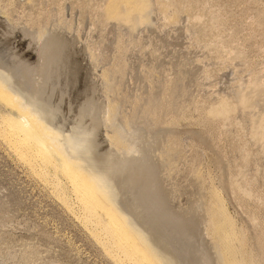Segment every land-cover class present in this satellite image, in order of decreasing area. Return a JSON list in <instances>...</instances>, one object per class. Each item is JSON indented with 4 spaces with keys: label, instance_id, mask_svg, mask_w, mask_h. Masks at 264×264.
I'll list each match as a JSON object with an SVG mask.
<instances>
[{
    "label": "rangeland",
    "instance_id": "1",
    "mask_svg": "<svg viewBox=\"0 0 264 264\" xmlns=\"http://www.w3.org/2000/svg\"><path fill=\"white\" fill-rule=\"evenodd\" d=\"M109 1L0 0V68L17 81L28 73L30 88L41 68V43L53 41L42 67L47 78L45 103L58 109L52 124L68 132L82 108L88 116L90 105H100L96 120L86 117L80 125L97 127V156L111 151L101 123L107 104L116 109L112 125L124 130V118L129 119L133 134L147 137L154 133L149 120L143 119L145 107L174 91V108L162 112L174 113L170 128L181 144L168 165L171 169L166 166L159 172L164 175L162 185L166 187V179L172 193L169 205L177 218L170 221L151 213L159 225L154 224V231L162 240L176 242L181 264H187L189 255H184L193 247H185L189 241L198 243V217L192 209L215 190L235 227L246 233L245 248L261 260L256 241L264 231V207L259 203L264 197V143L256 154L244 111L261 123L264 134V0H180L185 11L175 22H167L157 1L150 0V23L135 29L131 22L106 13ZM194 15L201 20H194ZM210 16L221 18L219 25L211 26ZM38 22L42 28H37ZM6 107L0 103L3 117L11 112ZM211 108L217 112L211 115ZM11 148L0 132V264H120L102 247L95 227L81 221L77 196L63 170L57 164L55 170L52 165L38 167L42 164L37 162L34 171ZM124 190L127 208L135 210V190ZM141 213L144 218L146 210ZM252 215L256 227L248 222Z\"/></svg>",
    "mask_w": 264,
    "mask_h": 264
},
{
    "label": "bare ground",
    "instance_id": "2",
    "mask_svg": "<svg viewBox=\"0 0 264 264\" xmlns=\"http://www.w3.org/2000/svg\"><path fill=\"white\" fill-rule=\"evenodd\" d=\"M156 1L158 3L156 5L158 6V11L167 22H175L180 12L185 9L182 6L183 3L181 5L182 1L180 0ZM0 10L2 11V7ZM150 10V0H110L106 13L118 21L131 22L135 29L137 26L150 23ZM161 19L163 18L161 17ZM193 19L201 20V16L194 15ZM209 19L210 25L216 27L221 18L218 20L216 16H210ZM38 23H36L37 28L42 26V24ZM37 28L32 27L27 28V30L32 31ZM41 34L42 32H40V40L42 39ZM48 44L55 46L51 40L41 43L42 54L39 59L41 68H38V73H35L36 75L32 77L33 83L30 88H28L29 86L26 83L31 80L29 79L31 76L28 73L24 72L22 79L17 81L13 73L7 69L0 68V103L9 107L8 109L11 111L10 115L6 114L4 117L0 115L2 122L0 125L1 134L17 152L21 160L30 166H35L34 164L37 162L42 164L38 167H45V165L54 167V164H57L61 168L60 171L63 170L64 176L70 181L72 190L77 196L83 218L81 221L83 220L85 224H91L95 227V231H98L97 238H99V235L102 237V239L100 238L102 247L109 255L117 259L120 264H181V255H177L180 251L178 244L171 239H161L154 231L159 225L156 223L154 216L151 215V213H156L157 217L167 216L170 221L177 218L175 216L177 212L173 210V206L169 205V201L173 199L172 193L168 189L166 179L164 180L166 187L162 185L164 175L159 172L160 168L165 169L166 166L168 167L173 156L178 155L181 144L180 138L173 137V130L170 128L173 123L174 116L172 117L171 115L173 112L170 116L166 115L172 107L174 108L170 101L174 91L172 94L169 93L168 96L162 95V98L159 97L157 101H152L145 107L143 119L147 118L149 120V122H146L150 130L153 129L151 132L154 133L150 136L148 134L147 137H139L138 134L137 136L133 134V128L131 129L128 123L129 119L126 120L124 118V127H122L124 130L117 128V126L115 127L114 124L112 125L116 109L115 105L107 104L106 110L103 111L105 117L101 123L105 128V132L103 131L104 138L108 146L111 147V151L105 155L97 156L95 152L97 147L95 138L97 127H94L95 124L91 128H83L80 125H82L86 117L90 118L92 116L91 118L96 120V111L100 108V105H90L88 116L84 114L87 110L82 108L79 117L76 118L75 126L68 132L64 133L56 125L52 124V120L58 115V109L48 106L46 104L47 100L42 95L46 86L45 80L47 79L42 67L43 64H46V54H49L50 46ZM105 76L106 73L102 72V77L105 78ZM169 88L167 90L170 91ZM257 89H259V93L262 92L261 87ZM94 106L96 108L92 112ZM181 106L180 104V109ZM162 111H165L164 113L166 114ZM210 111L212 115V113L217 112V108H211ZM161 112L165 115L164 118ZM244 121L254 137L253 144L257 146V152L253 149L252 153L255 151L257 154L259 152L258 148L264 143L261 123L257 124L247 111H244ZM116 153L120 155L115 156ZM146 154H149V159H146L148 158ZM249 162L253 164V159L249 160ZM196 172L194 170V173ZM38 174H41V172L39 171ZM44 174L42 173L41 175ZM41 175L39 176L41 177ZM253 177L251 178V183H254ZM54 182H56L55 179ZM126 188H129L130 193V190H135L133 192L134 199H132L135 203V210L128 209L127 206L130 202L128 203L122 197V193ZM231 189L233 193L236 191L233 185ZM164 193L171 195V197L164 195ZM139 199H141L144 209L142 207L138 208ZM200 201L192 209V213L198 217V222L196 223V233L199 237H197L198 243L195 240L197 245L193 246V242L189 241V246L185 247V249H189L190 246L193 247L189 249V253L187 252L184 255H189L188 258H185L187 264H264L263 230L262 232L259 231L260 236H258L256 241L261 252V257L258 259H261V261L252 255L254 253L251 254L245 248L246 233L235 227V224L230 219L231 216L226 213L221 197L215 190L211 191L208 201ZM259 203L264 207V197L261 198ZM141 209L142 211L146 210L144 218L141 215ZM149 215L153 217L151 218ZM248 222L253 227L258 224L257 218L253 215L248 218ZM233 241L238 242L237 246L236 243L233 244Z\"/></svg>",
    "mask_w": 264,
    "mask_h": 264
}]
</instances>
